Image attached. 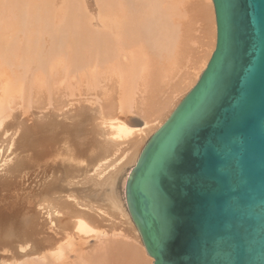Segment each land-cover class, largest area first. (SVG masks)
Segmentation results:
<instances>
[{"label": "bare ground", "instance_id": "obj_1", "mask_svg": "<svg viewBox=\"0 0 264 264\" xmlns=\"http://www.w3.org/2000/svg\"><path fill=\"white\" fill-rule=\"evenodd\" d=\"M88 2L0 0V169L6 176L0 177V264H39L34 257L46 264H154L115 187L207 68L217 43L214 4L97 0L92 15ZM146 22L150 27L142 30ZM124 83L127 90L137 87L131 109L144 120L141 130L120 115L130 95L124 88L119 97ZM83 87L98 93L88 102L98 107L102 154L90 180L108 188L103 206L83 204L69 176L95 143L86 118L64 113ZM50 108L61 115L46 117ZM34 116L42 117L33 123ZM19 151L30 166L43 168L44 160L51 170L70 168V188L59 178L48 182L47 173L23 176L29 165ZM111 219L115 226L101 227Z\"/></svg>", "mask_w": 264, "mask_h": 264}, {"label": "water", "instance_id": "obj_2", "mask_svg": "<svg viewBox=\"0 0 264 264\" xmlns=\"http://www.w3.org/2000/svg\"><path fill=\"white\" fill-rule=\"evenodd\" d=\"M217 43L126 187L154 264H264V0H212Z\"/></svg>", "mask_w": 264, "mask_h": 264}, {"label": "rangeland", "instance_id": "obj_3", "mask_svg": "<svg viewBox=\"0 0 264 264\" xmlns=\"http://www.w3.org/2000/svg\"><path fill=\"white\" fill-rule=\"evenodd\" d=\"M89 2H88V9L91 11V14L93 13V14H96L97 12L96 11H99V9H97L98 7H99V3H97V0H88ZM185 1H188L189 3H194V4H196V3H199L200 2V0H185ZM199 1V2H198ZM109 2V0H107V3ZM116 4V3H115ZM132 6V5H131ZM130 6V7H131ZM134 6V5H133ZM135 7V6H134ZM93 8H95V9H93ZM132 9V8H131ZM96 10V11H95ZM137 10V9H136ZM136 10H134V8H133V12H137ZM92 14V15H93ZM142 27V26H141ZM150 27V25L148 24V22H146V23H144V25H143V28H142V30L143 29H148ZM144 38V37H143ZM144 40H146L145 38H144ZM144 43H145V41H144ZM127 53V52H126ZM121 60V59H120ZM120 60L119 61H117V62H120ZM124 62H127L126 60H124ZM123 62V63H124ZM117 65H119V63L117 64ZM124 65H126V63L124 64ZM120 68V71H124V66L122 67V66H120L119 67ZM70 75H69V78L68 79H71V81H76V79L78 80V78H76V74L75 73H69ZM202 74H203V72L201 73V75H200V77L202 76ZM81 75V72H79V76ZM135 78H136V81H137V78H140V75H138V74H136V76H135ZM200 79V78H199ZM125 84V83H124ZM123 84V85H124ZM122 85V87H120L121 89H119L120 91H118L119 93V97L121 96V94H120V92L122 91V89H123V92H124V90L126 89H128V88H126V84H125V86H123ZM131 86V85H130ZM129 85H128V87L130 88L129 90H127V91H129L130 92V95H129V101H128V103L126 102V103H124L123 104V109H122V112H121V117H122V119L125 121V124L127 125V126H129V127H131V128H133V129H137V130H141L142 128H144V125H145V123H144V120L138 115V114H136L135 112H133V110L131 109V105H132V103H133V98L137 95V93H138V90H137V87H133L132 89H131V87H130ZM85 87V86H84ZM83 87V89H81L82 88V86H81V90H83L82 92H81V90L79 89V91H75V94H74V96H73V98L71 99V101H73V103L72 104H74V105H70L69 107H67V108H65V110H64V113H68V115H75L76 116V118H78V119H82V118H86L87 119V124H88V128H89V130H91V134H93V139H94V141H95V143L93 144V146L91 147V149L90 150H88L86 153H82L81 154V160H82V163H83V166L82 165H78L77 166V168L75 169V173H73V176H71V175H69L70 177H74L75 178V181L78 183V185L75 187V189L77 190V192H76V195H77V197L79 198V200L83 203V204H90V206H98V205H104L106 202V195H107V192H106V190L108 191V188L106 189V188H99V187H97L96 186V184L92 181V180H90V177L94 174V172H93V170H94V166H96V163H97V161L99 160V156H101V154H102V151H101V149H100V144L101 143H99V141L101 142V140H103L102 139V137L100 136V128H99V126H98V124H99V114H98V107H97V105L96 104H94V106L93 107H91L92 105H93V103L94 102H96L97 101V99H98V93L96 92V90L95 91H92V90H88L89 88H84ZM125 88V89H124ZM85 89V90H84ZM126 90H125V93H126ZM131 90V91H130ZM77 92V93H76ZM81 94H80V93ZM91 92V93H90ZM93 92V93H92ZM96 92V93H95ZM189 92H191V91H189ZM189 92L188 93H186V95H185V97L189 94ZM122 93V92H121ZM124 93V94H125ZM86 95V96H85ZM85 96V97H84ZM95 96H97L96 97V100H95ZM122 96H123V94H122ZM77 98V99H75V98ZM79 97V98H78ZM82 97V98H81ZM90 97V98H89ZM92 97V98H91ZM93 98H94V100H93ZM75 99V100H74ZM81 99V100H80ZM82 99H84V100H82ZM85 99H87V101H86V103H85ZM92 99V100H91ZM181 99V102L184 100V98H180ZM179 99V100H180ZM94 101L93 103L92 102H88V101ZM78 103V105H77V103ZM79 101V102H78ZM82 101V102H81ZM83 101H84V103H83ZM76 104H75V103ZM80 103V104H79ZM89 103H90V105H89ZM99 103V102H98ZM87 104V105H86ZM92 104V105H91ZM181 104V103H180ZM179 104V105H180ZM73 106H74V108H73ZM78 106V107H77ZM81 106V107H80ZM77 107V108H76ZM83 107H85V108H83ZM90 107H91V109H92V111H91V109H90ZM179 106H177V108H178ZM72 108V109H71ZM87 108V109H86ZM51 109V111H48L47 110V112H45V115H47L46 117H51V115H61V114H56L54 111H52V110H54L53 108H50ZM68 109V110H67ZM78 111H77V110ZM72 111V112H71ZM176 111V110H175ZM77 112V113H76ZM94 112H97L96 114H97V116H96V114L94 113ZM70 113V114H69ZM36 117V118H35ZM41 117L42 116H34L33 117V123L35 122H39L40 121V119H41ZM95 118H96V120H95ZM59 119H61V121H64V122H67V123H69V120H68V117H60ZM98 123V124H97ZM90 126V127H89ZM94 130V131H93ZM96 130H97V132H96ZM151 139L152 138H150L148 141H147V143L145 144V145H143V147H141V151H142V153L144 152V149L146 148V146L149 144V142L151 141ZM18 155H20V158H24L25 159V156H27V154L26 155H23V153H21V151H19L18 153H17ZM126 154H128V152H126ZM129 154H130V152H129ZM30 155H31V153H30ZM120 155V154H119ZM142 154H140V156H141ZM12 158H14V157H12ZM43 162V164H42V166H43V168H37V167H34L32 164V166H30V161L27 159V157H26V159L24 160V164H27V165H29V166H27V171H25V173L23 174V176H25L26 174L28 175L29 174V176L30 177H32L33 176V179L37 176V175H39V173H40V177H42L43 175H47V174H49V176L51 177V178H48V182H51L54 178H59V181H60V184L61 185H63V186H65V187H67L68 189L70 188V187H68V182H69V179H68V169H70V168H65L64 166H62V167H64V168H60V169H57L56 171L55 170H51L50 168H48L47 166H46V163H45V161L43 160L42 161ZM50 164H52V162L50 161L49 162ZM81 163V164H82ZM4 164V163H3ZM86 165V166H85ZM88 165H89V167H88ZM30 167V168H29ZM136 167V164L135 163H128L124 168V171L120 174V176L118 177V179H117V183H116V196H117V198L120 200V201H122V204H124L123 206H125V210H127L128 211V213H129V209H128V204H127V199H126V187H127V183H128V179H129V177H130V175H131V173H132V171H133V169ZM44 168L46 169L47 168V170H46V172L45 173H43V170H44ZM84 168V169H83ZM29 170V171H28ZM40 170V171H39ZM70 171V170H69ZM27 172V173H26ZM38 172V173H37ZM47 173V174H46ZM64 175V176H63ZM81 175V176H80ZM0 177H2V179H4V177H6L5 176V171L3 170V168H1L0 169ZM71 179H73V178H71ZM67 183V184H66ZM96 186V187H95ZM86 188V189H85ZM102 189V190H101ZM104 190V191H103ZM98 191V192H97ZM103 191V194H104V196H103V194L101 193ZM90 192V193H89ZM97 192V193H96ZM91 193H93V194H91ZM86 194V195H85ZM96 194V195H95ZM101 194V195H100ZM89 195H90V197H89ZM88 196V197H87ZM102 197V199L100 198V197ZM91 197H95V198H91ZM101 199H99V198ZM90 198H91V200H90ZM96 198H98L97 200H96ZM104 198V199H103ZM100 200V201H99ZM104 201V202H103ZM94 202V203H93ZM130 214V213H129ZM132 219V218H131ZM113 221V222H112ZM115 222H117L115 219H111L110 220V222H104V223H100L101 224V227H103V228H105V227H108L109 225L111 226V227H113V226H115L113 223H115ZM132 222H133V224H134V221L132 220ZM111 223V224H110ZM99 224V225H100ZM135 227H136V229H137V231H138V228H137V226L135 225ZM114 228H116V227H114ZM122 229H125L124 227L122 228ZM135 235H137V234H135ZM138 238H140V241L139 240H137L138 241V243L140 244V247L142 248V250H144V251H146V249H145V247H144V244H143V241H142V239H141V235H140V232H138ZM133 237V236H132ZM133 238H136V237H133ZM95 239H92V240H90V243H91V245H93V244H95ZM147 254V253H146ZM148 256V255H147ZM149 257V256H148ZM33 260H35V261H37L39 264L41 263V264H46V262L45 261H42L41 260V258H38V257H34L33 258Z\"/></svg>", "mask_w": 264, "mask_h": 264}]
</instances>
